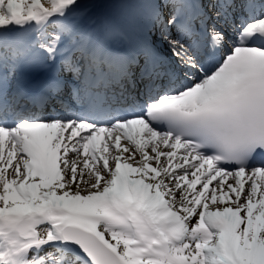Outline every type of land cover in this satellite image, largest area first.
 <instances>
[{
	"label": "snow or ice",
	"instance_id": "snow-or-ice-1",
	"mask_svg": "<svg viewBox=\"0 0 264 264\" xmlns=\"http://www.w3.org/2000/svg\"><path fill=\"white\" fill-rule=\"evenodd\" d=\"M0 264H264V0H0Z\"/></svg>",
	"mask_w": 264,
	"mask_h": 264
}]
</instances>
